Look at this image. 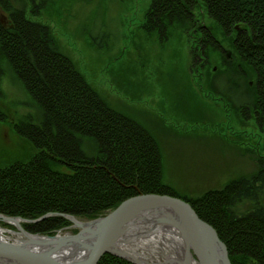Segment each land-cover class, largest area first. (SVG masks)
Listing matches in <instances>:
<instances>
[{
	"label": "trees",
	"instance_id": "1",
	"mask_svg": "<svg viewBox=\"0 0 264 264\" xmlns=\"http://www.w3.org/2000/svg\"><path fill=\"white\" fill-rule=\"evenodd\" d=\"M53 1L0 0V11L8 17L7 26L0 22V60L39 113L38 120L30 116L13 126L31 148L0 167V213L37 220L24 228L48 236L73 225L66 216L94 220L139 194L180 198L163 181L155 138L104 100L49 24L30 18L41 16ZM199 16L214 28L200 24ZM141 28L161 43L176 30L197 31L194 67L204 61L209 66L215 52L228 71L247 81V101L238 99L237 114L242 126L254 124L264 142V0H150ZM7 119L0 109V122ZM259 159L255 177L183 199L216 229L232 264H264V157ZM244 204L245 211H236ZM98 264L134 263L107 254Z\"/></svg>",
	"mask_w": 264,
	"mask_h": 264
},
{
	"label": "rangeland",
	"instance_id": "2",
	"mask_svg": "<svg viewBox=\"0 0 264 264\" xmlns=\"http://www.w3.org/2000/svg\"><path fill=\"white\" fill-rule=\"evenodd\" d=\"M149 6L150 0H54L41 16L30 18L49 24L62 49L104 100L155 138L162 152L163 181L180 199L255 177L259 156L264 157L263 138L252 122L242 126L237 114L238 99L247 101V81L228 71L215 52L206 69L195 68L197 31L176 30L163 43L157 36L148 37L141 23ZM198 18L214 28L206 17ZM224 48L230 53L228 43ZM233 88L242 92L231 94ZM35 108L8 64L0 60V109L8 116L0 122V167L30 151L13 126L30 116L38 120ZM246 208L244 204L235 209ZM15 218L23 224L37 221ZM0 225L16 229L1 219ZM73 232L77 229L72 225L57 234Z\"/></svg>",
	"mask_w": 264,
	"mask_h": 264
},
{
	"label": "bare ground",
	"instance_id": "3",
	"mask_svg": "<svg viewBox=\"0 0 264 264\" xmlns=\"http://www.w3.org/2000/svg\"><path fill=\"white\" fill-rule=\"evenodd\" d=\"M2 17L5 18V22H2ZM0 22L4 26L8 24V17L3 12L0 15ZM167 218L177 219L176 222L181 223L179 216L169 210L141 212L130 221L128 229L117 238L115 248L121 253L131 255V258L145 262L144 264H199V260L182 232L171 223V225L167 223L165 221ZM1 220L15 226L16 229L0 225V241L21 246L30 252L42 255L49 261L82 262V258L91 252L86 243L93 238L96 225L88 224L86 220L74 219L75 225L72 223L77 233H59L54 236L30 232L27 235L23 229L21 231L18 228L19 225L23 227V222ZM78 233L80 235L76 238L75 235ZM214 249L216 261H221V249L218 245H215Z\"/></svg>",
	"mask_w": 264,
	"mask_h": 264
},
{
	"label": "water",
	"instance_id": "4",
	"mask_svg": "<svg viewBox=\"0 0 264 264\" xmlns=\"http://www.w3.org/2000/svg\"><path fill=\"white\" fill-rule=\"evenodd\" d=\"M2 22H5L4 17H2ZM145 210H169L178 215L181 223L176 222L177 219L170 218L165 219V221L182 232L199 260V264H232L227 247L213 226L202 220L188 202L178 197L160 194H139L125 200L106 215L86 221L88 224H95L96 229L93 238L86 243L91 252L82 258V262L69 263L70 261H66L67 263H59L49 261L44 259L42 255L30 252L21 246L0 241V264H98L101 258L107 254L120 257L134 264H144L145 262L131 258V255L127 253L119 252L114 244L117 238L128 229L130 221ZM66 217L74 225L75 220H78L74 217ZM0 219L21 223V219L3 214H0ZM26 221L28 222V220ZM18 228L23 229V232L29 235L22 226L19 225ZM79 235L80 233L76 234L75 237L77 238ZM215 245L221 249V261H216Z\"/></svg>",
	"mask_w": 264,
	"mask_h": 264
},
{
	"label": "flooded vegetation",
	"instance_id": "5",
	"mask_svg": "<svg viewBox=\"0 0 264 264\" xmlns=\"http://www.w3.org/2000/svg\"><path fill=\"white\" fill-rule=\"evenodd\" d=\"M206 66L208 67L207 63L204 61V63H203V67H204V69H206ZM225 66H226V65H225Z\"/></svg>",
	"mask_w": 264,
	"mask_h": 264
}]
</instances>
